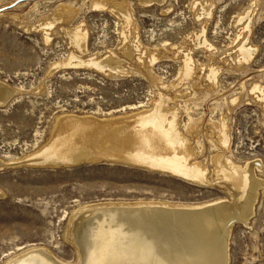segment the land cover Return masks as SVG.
<instances>
[{
	"label": "rangeland",
	"instance_id": "1",
	"mask_svg": "<svg viewBox=\"0 0 264 264\" xmlns=\"http://www.w3.org/2000/svg\"><path fill=\"white\" fill-rule=\"evenodd\" d=\"M125 1L134 22L131 39L138 38L146 59L151 52L159 55L153 65L146 60L141 66L138 53L128 54L113 6L99 8L94 0H0V82L16 92L0 105V161L6 164L0 167V264L34 247L75 264L78 255L67 231L73 216L87 207L111 202L199 206L230 199L215 183H194L117 160L69 166L27 162L49 141L60 117H124L150 110L161 93L179 112L180 129L209 177L217 155L227 154L240 166L262 164L255 172L263 188L253 217L232 225L229 264H264V90L252 91L264 89V0H213L208 20L199 19L193 6L210 0H166L161 6ZM66 6L76 11L74 17L47 27ZM78 26L87 32L81 57L64 31ZM200 34L203 41L195 40ZM244 43L252 53L240 62ZM106 59L113 64L97 65ZM115 60L126 74L116 71ZM211 69L217 71L213 85ZM223 118L230 134L226 152L217 141Z\"/></svg>",
	"mask_w": 264,
	"mask_h": 264
},
{
	"label": "bare ground",
	"instance_id": "2",
	"mask_svg": "<svg viewBox=\"0 0 264 264\" xmlns=\"http://www.w3.org/2000/svg\"><path fill=\"white\" fill-rule=\"evenodd\" d=\"M138 1L147 6L166 3V0ZM93 5L106 9L113 6V14H117L123 25L121 37L124 48L129 55L138 53L137 60L141 66L146 65V60L153 65L159 59V55L152 52L146 59L138 38L136 42L132 41L134 22L125 0H94ZM214 6L210 0V3H195L193 10L199 19L208 20L213 15ZM61 10L65 14H56L47 27L56 21L71 20L76 13L67 6ZM82 29V26L64 29L76 47L77 56L82 55L87 45V32ZM248 29L246 24L243 31L248 32ZM203 36L200 34L195 40L201 38L203 41ZM205 44L203 42V46ZM244 45L239 48L240 62L248 61L252 53V49ZM179 52L183 53L182 50ZM112 62L114 60L106 59L97 65L109 66ZM185 62L187 68L191 58L188 65ZM116 64L118 73H127L118 62ZM216 74V69H211L208 79L212 85L217 82ZM261 87L255 86L252 91L261 93L264 90ZM167 89L169 87L163 88ZM15 94L8 85L0 82V105H5ZM237 100L233 101L236 103ZM170 101L163 93L157 94L150 110L115 119L75 115L60 117L46 145L26 161L45 166H69L85 160H117L194 183H215L227 192L230 199L199 206L111 202L87 207L73 216L67 231V240L78 255L75 264H229L232 225L235 221H248L253 217L258 193L263 188L255 172H261L262 164L255 161L240 166L227 154L217 155L213 162V176L209 177L207 166L198 161L194 145L181 131L179 112L171 108ZM224 118L221 128L215 124L214 130L220 129L217 141L226 152L230 134ZM3 165L6 164L0 161V167ZM34 248L24 250L6 264H65L45 247Z\"/></svg>",
	"mask_w": 264,
	"mask_h": 264
}]
</instances>
